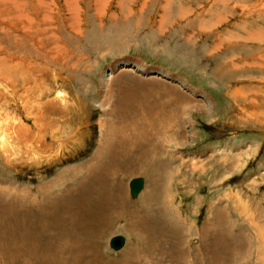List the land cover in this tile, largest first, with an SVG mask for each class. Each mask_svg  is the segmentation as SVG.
Masks as SVG:
<instances>
[{
    "label": "rangeland",
    "instance_id": "rangeland-1",
    "mask_svg": "<svg viewBox=\"0 0 264 264\" xmlns=\"http://www.w3.org/2000/svg\"><path fill=\"white\" fill-rule=\"evenodd\" d=\"M18 8L40 23V31H46L34 25L39 32L35 38L25 36L23 48L17 43L18 35H23L16 20L21 13ZM160 23L165 25L160 28ZM49 33L53 37L48 40ZM23 55L29 61L24 59L17 68ZM123 62L165 71L194 88L196 99L208 95L214 102L210 114H195L194 143L177 150L182 163L167 175L164 189L155 192L160 218L170 214V221L165 217L158 223L188 222L193 233L198 232L211 215L212 203H226L225 195L232 189L241 193L250 219L257 217L259 206L264 211V0H0V179L29 185L38 194L42 182L90 159L98 147L103 115L97 106L102 74ZM123 73L138 77L133 70ZM158 79L171 85L167 79ZM40 98L41 103L54 102L56 107L62 98L60 114L66 115L65 125L83 139L71 144L59 163H30L34 155L18 148L20 119L26 117L22 124L32 128L34 110L29 105ZM1 139H7L6 143ZM221 150L227 151L215 153ZM147 172L117 176L127 185L126 196L134 208L141 194L133 196L129 183L134 178L149 179ZM63 204H68V198ZM9 206L14 207L0 208V258L18 264L17 252H28L31 224L21 217V209L11 212ZM115 225L110 231L97 232L104 233L106 240L98 244L102 258L116 260L135 241L133 233L120 229L123 224ZM185 229L188 245H199L192 231ZM21 234L23 249L15 244ZM115 235L126 238L124 249L111 248ZM176 239L186 245L183 238ZM247 261L255 263L254 258Z\"/></svg>",
    "mask_w": 264,
    "mask_h": 264
},
{
    "label": "bare ground",
    "instance_id": "bare-ground-1",
    "mask_svg": "<svg viewBox=\"0 0 264 264\" xmlns=\"http://www.w3.org/2000/svg\"><path fill=\"white\" fill-rule=\"evenodd\" d=\"M18 10L21 13L17 14L16 20L23 35H18L17 43L23 48L25 36L35 38L41 26ZM34 25L39 27L38 32L33 29ZM164 25L160 23V28ZM51 37L50 34L46 39ZM18 51L20 53V49ZM23 56L21 62L16 63L17 68L29 61ZM24 59L26 62L23 63ZM124 70H133L138 77L124 74ZM158 78L167 79L171 85ZM100 83L97 106L103 115L99 122L98 147L94 155L88 157L90 159L65 167L52 180L42 182L38 194L32 193L33 188L29 185L0 179V201L2 198L12 200L7 204L0 203V208L7 211L5 206L13 204L8 211L21 209L24 212L21 217H27L31 224L26 237L28 252H17L18 264H190L191 261L192 264H248L247 259L253 258L254 264H264V227L261 224L264 223V211L259 206L257 217L250 219L237 190L232 189L225 195L226 203H212L211 215L198 232L193 233L188 222L186 225L177 221L173 225L158 223L165 217L170 221V214L160 218L155 192L164 189L167 175L182 163L178 161L180 153L177 150L194 143L195 114H210L213 100L208 95L202 100L196 99L195 89L185 80L129 62L104 71ZM60 99L58 107L54 102L41 103V98L36 104L29 105L34 110L30 113L34 115L32 128L22 124L26 117L20 119L16 141L20 151L34 155L30 163L41 165L52 160L59 163L71 144H80L83 140L65 125L66 115L60 114L63 99ZM64 134L68 140H62ZM6 140L1 139L2 144ZM146 171L150 172H147L149 179H145L148 183L142 179L143 187L137 194H132H141L137 208H134L126 196L127 185L117 176L132 177ZM64 198H68L67 205L63 204ZM115 220L122 222L115 223L117 227L123 224L120 229L133 233L135 241L116 260L102 258L98 244H104L106 240L104 233L98 235L97 232L110 231ZM237 221L241 224L236 225ZM183 229L192 231L199 245L189 246ZM21 235L22 238L18 237L20 242L15 240V244L23 249L24 234ZM175 237L183 238L186 245L182 246ZM127 245L126 240L123 247ZM248 248L256 251L253 253ZM0 261V264H8L7 258H0Z\"/></svg>",
    "mask_w": 264,
    "mask_h": 264
},
{
    "label": "water",
    "instance_id": "water-1",
    "mask_svg": "<svg viewBox=\"0 0 264 264\" xmlns=\"http://www.w3.org/2000/svg\"><path fill=\"white\" fill-rule=\"evenodd\" d=\"M130 186V193L135 195L137 194L141 188L143 187V180L142 178H134L129 183ZM125 243V238L121 235H115L110 239V246L117 250L121 248Z\"/></svg>",
    "mask_w": 264,
    "mask_h": 264
}]
</instances>
